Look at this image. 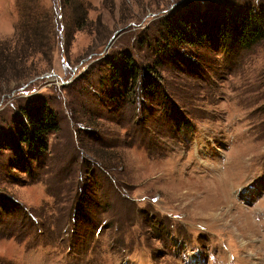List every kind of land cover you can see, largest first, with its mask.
Here are the masks:
<instances>
[{
  "label": "rangeland",
  "instance_id": "1",
  "mask_svg": "<svg viewBox=\"0 0 264 264\" xmlns=\"http://www.w3.org/2000/svg\"><path fill=\"white\" fill-rule=\"evenodd\" d=\"M83 1L0 0V264H264V42L174 45L170 16L209 0ZM34 17L48 31L13 71ZM126 54L163 89L128 104ZM42 102L60 129L21 157Z\"/></svg>",
  "mask_w": 264,
  "mask_h": 264
},
{
  "label": "trees",
  "instance_id": "2",
  "mask_svg": "<svg viewBox=\"0 0 264 264\" xmlns=\"http://www.w3.org/2000/svg\"><path fill=\"white\" fill-rule=\"evenodd\" d=\"M64 1L72 11V14L83 12L81 11L82 8L84 10L83 0H75L73 3H71L70 0ZM205 4H207V9H201L199 5L191 3L188 7L183 8L180 13L178 12L170 16L169 20H167V35L168 38L169 36L171 37V42H173L174 45L179 46V48H184L182 50H186L188 53L190 51L189 54H191L192 49L188 50L186 47L205 46L206 43L208 44V42H210L215 45L218 44L223 52L234 57L239 55L241 51L251 49L256 45L259 46L264 42L263 7L253 6L249 10H243L238 5L235 6L224 1L216 2L212 0L205 2ZM28 10L31 11L34 9ZM30 21V28L33 29L32 32L29 33L30 37L26 35L27 39L21 43L19 52L15 51L13 53L15 55L12 58L9 57L10 62H13L14 65L13 71L18 67L17 61L20 59V55L23 58L24 54H26V47L34 44V42L30 40L31 36L34 38H42L43 41L44 32L48 31V26L44 21L37 20L35 17L34 19H30ZM218 45L216 46L218 47ZM132 57L133 56L126 54L123 56L125 60L124 66L114 63L112 66L116 76H120L122 73L127 77V82H125L128 95H126V97L129 98L130 101L129 96L131 95L133 97L137 94L133 99L134 102L138 97L148 98L147 95L149 93L156 94L158 90L163 89L164 86L162 85L161 79L159 80L153 76L151 77L150 74H147L148 71L143 72L142 68L136 64L135 59ZM1 65L0 77L1 74H3L4 79L6 77L4 72L6 66L4 64ZM153 70L156 71L155 69ZM129 101L128 104H131V101ZM20 117L17 124L19 128L17 133L18 141L12 146V148L15 149L14 151L17 154L19 153L22 157L23 148L28 146V152L26 151L28 154L32 155L34 152L38 153L41 151V153H45L46 155L48 151L47 138L50 134L60 129L59 118L56 111L52 109L48 103L42 102L23 108ZM173 119L176 123H181L185 120V118H182L180 112H177L176 117ZM1 199L2 196H0V201H2ZM78 209L79 208H76L75 211L77 212ZM77 215L78 213H75L76 217ZM87 219L89 218L84 220Z\"/></svg>",
  "mask_w": 264,
  "mask_h": 264
},
{
  "label": "water",
  "instance_id": "3",
  "mask_svg": "<svg viewBox=\"0 0 264 264\" xmlns=\"http://www.w3.org/2000/svg\"><path fill=\"white\" fill-rule=\"evenodd\" d=\"M109 47H111V44H110V46Z\"/></svg>",
  "mask_w": 264,
  "mask_h": 264
}]
</instances>
